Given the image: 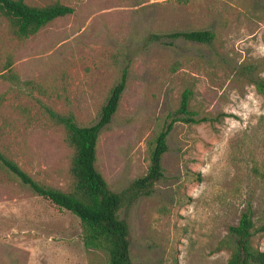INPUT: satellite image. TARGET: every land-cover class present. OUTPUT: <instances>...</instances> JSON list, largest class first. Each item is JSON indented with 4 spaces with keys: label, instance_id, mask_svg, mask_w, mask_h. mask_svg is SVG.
<instances>
[{
    "label": "rangeland",
    "instance_id": "374dc122",
    "mask_svg": "<svg viewBox=\"0 0 264 264\" xmlns=\"http://www.w3.org/2000/svg\"><path fill=\"white\" fill-rule=\"evenodd\" d=\"M70 6L31 37L0 16V150L34 180L64 188L71 148L58 118L97 122L123 72L126 85L97 143L96 168L120 192L148 167L147 142L192 92L197 124L176 123L163 178L122 207L132 264H225L218 249L250 210L264 225V0H24ZM209 30L208 44L175 31ZM159 36L153 38V36ZM79 219L0 170V264H107L87 250ZM21 243V246H20ZM264 251V231L252 237Z\"/></svg>",
    "mask_w": 264,
    "mask_h": 264
},
{
    "label": "trees",
    "instance_id": "16d2710c",
    "mask_svg": "<svg viewBox=\"0 0 264 264\" xmlns=\"http://www.w3.org/2000/svg\"><path fill=\"white\" fill-rule=\"evenodd\" d=\"M72 11L70 6L58 2L33 5L24 0H0V16L7 21L11 34L18 39L33 36L54 19L71 14ZM164 37L208 44L213 40L214 34L209 30L175 31ZM249 68L250 66H244L240 71L241 75L248 77L256 89L263 93L264 82L253 78ZM125 85L126 74L123 72L119 81L110 89L100 108L98 120L93 125H78L72 116L58 118L65 142L72 150L69 182L64 188L37 182L0 150V170L27 186L35 196L76 216L82 228L84 247L104 252L107 264H132L129 228L126 221L119 218L118 212L140 197L149 195L154 184L163 178L161 160L168 150L167 138L174 125L197 124L205 119L196 117L197 113L190 106L192 92L184 90L178 108L167 114L161 129L147 142L146 173L132 180L120 192H114L96 168L97 143L101 131L117 111ZM258 230L264 231V225L257 228L250 210L242 212L237 223L228 227L226 237L218 245V249L229 251L225 264H264V251L252 244V237Z\"/></svg>",
    "mask_w": 264,
    "mask_h": 264
},
{
    "label": "crops",
    "instance_id": "0c3cea01",
    "mask_svg": "<svg viewBox=\"0 0 264 264\" xmlns=\"http://www.w3.org/2000/svg\"><path fill=\"white\" fill-rule=\"evenodd\" d=\"M20 246H21V243H20ZM22 247V246H21Z\"/></svg>",
    "mask_w": 264,
    "mask_h": 264
}]
</instances>
